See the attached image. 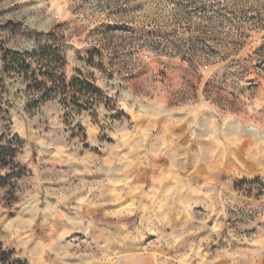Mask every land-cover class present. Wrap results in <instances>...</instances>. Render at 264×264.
I'll list each match as a JSON object with an SVG mask.
<instances>
[{
    "label": "rangeland",
    "instance_id": "374dc122",
    "mask_svg": "<svg viewBox=\"0 0 264 264\" xmlns=\"http://www.w3.org/2000/svg\"><path fill=\"white\" fill-rule=\"evenodd\" d=\"M41 36L116 110L5 76ZM9 142L0 264H264V0H0Z\"/></svg>",
    "mask_w": 264,
    "mask_h": 264
},
{
    "label": "trees",
    "instance_id": "16d2710c",
    "mask_svg": "<svg viewBox=\"0 0 264 264\" xmlns=\"http://www.w3.org/2000/svg\"><path fill=\"white\" fill-rule=\"evenodd\" d=\"M196 32L195 39L205 44L208 43V39L202 38L206 33H203L201 29ZM42 37L45 36L36 39V46L31 52L20 54L6 51L5 76L14 74L21 77L24 82L28 83L27 90L32 92V96H38L42 101L62 98L60 104L72 115H79L83 111H90L95 115L96 108L100 104L105 106L110 104V110L115 111V102L95 85L92 78L88 79L80 70H76L75 75L70 79L66 78L64 50L55 41H51L50 44L49 39H42ZM122 114L120 112L118 116ZM17 153V148L11 142L1 146L0 169L14 164ZM2 181L3 177L0 175V186H2Z\"/></svg>",
    "mask_w": 264,
    "mask_h": 264
},
{
    "label": "clouds",
    "instance_id": "9594fccd",
    "mask_svg": "<svg viewBox=\"0 0 264 264\" xmlns=\"http://www.w3.org/2000/svg\"><path fill=\"white\" fill-rule=\"evenodd\" d=\"M49 115H50V114H49ZM51 122H52V125H53L54 128H59V127H61L58 123L55 122L54 118H53V120H52ZM28 123H29V131H30V130H31V123H35V119H34L33 121H31V122H28ZM40 130H41L40 128L37 129V131H40ZM45 135H50V134H45ZM29 139L31 140L32 138L29 137ZM57 139H59V138H57ZM32 142H33V143H37V144L40 143L39 140H33ZM56 145H57V141L54 140L53 143L50 144V145H48V146H49V147H53V146H56ZM66 150H67L66 147H64V148H63V151L66 152ZM58 154H59V153H58ZM219 188H220V190H223V191H225V192L227 191V188L225 187V185H220ZM213 191H216V189H213ZM192 194H193V195H200V192H199V190H194ZM224 202H226V201H219V200H217L216 203H217V206H219V207L222 208ZM211 208H212V205L209 204V210H211ZM68 223L71 224V223H73V221L69 220Z\"/></svg>",
    "mask_w": 264,
    "mask_h": 264
},
{
    "label": "built area",
    "instance_id": "2783aa9c",
    "mask_svg": "<svg viewBox=\"0 0 264 264\" xmlns=\"http://www.w3.org/2000/svg\"><path fill=\"white\" fill-rule=\"evenodd\" d=\"M205 69L207 68V67H204Z\"/></svg>",
    "mask_w": 264,
    "mask_h": 264
}]
</instances>
